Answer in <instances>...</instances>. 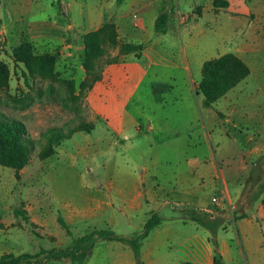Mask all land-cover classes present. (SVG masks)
I'll use <instances>...</instances> for the list:
<instances>
[{
	"label": "crops",
	"instance_id": "obj_1",
	"mask_svg": "<svg viewBox=\"0 0 264 264\" xmlns=\"http://www.w3.org/2000/svg\"><path fill=\"white\" fill-rule=\"evenodd\" d=\"M54 1L2 0L0 13L6 10L8 21L0 30V43L7 39L16 45L30 42L37 52L57 54L60 46L64 51L73 47L65 43L70 29L82 38L111 21L120 41L144 49L140 58L130 53L105 66L85 94L90 113L97 119L92 132L76 133L69 139L75 152L64 143L54 156L42 161L41 168L34 166L37 169L29 183L37 188L20 193V204L29 217L27 224L46 232L48 245L37 253L53 251L41 261L138 264L131 246L88 234L90 230H110L130 238L142 233L150 217L159 214L161 223L141 247L144 264H213L212 234L185 222L184 210L194 209L211 218L225 211L221 219L224 224L228 221L217 236L225 264H264V160H260L264 144L248 137L242 149L235 140L214 150L208 126L212 110L203 109V98L196 91L200 80L195 71L201 73L208 59L197 65L188 55L197 51V35L205 36L210 28H200L199 20L213 14L225 29L236 32L231 52L226 54L238 56L249 66L248 57H258L264 50L262 32L250 21L251 14H263L262 0H226L229 7L217 12L210 0L208 10L198 9L199 16L192 11L176 20L166 6L169 0H124L121 4L118 0H74L68 4V23L54 18ZM64 3L66 0H58L60 7ZM164 11L169 15L167 29L158 33L157 20ZM190 16L192 21L187 24ZM44 82L47 92L53 82ZM160 87L166 89L156 94L155 88ZM235 115L243 121L247 117L243 109L234 106L224 120L229 123ZM100 130L95 138L94 133ZM76 136H85L88 148ZM79 160L85 162L90 176L76 169ZM34 189L43 197L33 196ZM16 191L14 187L3 189L12 201L18 200ZM214 197L226 198V205L215 206ZM14 217L11 224L22 221L27 228L23 219ZM60 217L70 229H85L67 235ZM0 224L7 225L3 215ZM2 248L0 244V257L15 254Z\"/></svg>",
	"mask_w": 264,
	"mask_h": 264
},
{
	"label": "rangeland",
	"instance_id": "obj_2",
	"mask_svg": "<svg viewBox=\"0 0 264 264\" xmlns=\"http://www.w3.org/2000/svg\"><path fill=\"white\" fill-rule=\"evenodd\" d=\"M209 1L169 0L166 6L169 7V11H172L176 20L179 15H189L192 11L196 16H199L198 9L203 8V11L204 9L208 10L207 4ZM74 2V0H66V3L60 7L58 0L54 1L53 5L57 11V16H54V18L57 17L63 22L68 23L69 20L66 17L67 15L70 17L68 4H73ZM168 7L165 8L167 9ZM260 7L263 14L261 16L251 14L250 21L259 26L262 32V46L264 47V0L261 1ZM133 11L132 9L130 10L131 13ZM7 15L8 12L6 10H3V14L0 13V30H3L5 23L8 21ZM191 21L192 17L190 16L187 24ZM110 23L115 26L116 41L111 40L110 32H103L101 34L102 38L99 50L91 57L88 56L85 49V35L82 38L76 36L77 31L75 29L69 30V37L65 42L66 45L70 44L73 47L64 51L63 47L60 46L57 54L37 52L35 46L31 43L37 59L50 58L55 61L52 87H49L47 92L44 91V85L46 87L45 79H41V77L33 73L30 66L17 63L14 60L13 50L21 44L16 45L15 42H10L8 39L0 43V62L8 70L7 83L4 84L0 80V114L22 121L29 132V137L36 142V146L31 149V162L27 168L23 169L22 177L20 172L17 173L12 169L0 166V212L7 224L4 225L5 227L3 226L4 228L0 227V244H2L4 249L13 250L15 254L20 252L34 254L48 245V240L44 237L46 236V232L41 228L27 224V221L22 217H18V220L23 219L27 224V228L21 224L22 221L16 225L11 224V220L15 218V210L17 208L22 209L19 200L22 198L20 193L29 187L37 188V185L31 186L29 183L32 171L37 169L34 166L41 168L42 161L45 160L47 155L50 152L56 153L58 149L49 140L43 139L41 137L42 134L53 128H64L67 133H70L73 129L77 131L76 133H85L82 131L84 128H92L93 130L97 119L93 118L90 113L85 94L92 87V83L102 73L106 65L117 63L122 56L130 54L122 51V45L132 43L120 41L116 24L111 21ZM198 23L200 28L204 29L206 26L210 28L206 29L205 36L203 34L197 35V51H194L195 53L193 51L188 52L190 59H194L198 65L201 59L212 60L218 58L220 55L231 52V45L237 38L235 31L225 29L224 24H221L219 19L216 21L213 14H206ZM116 51L119 52V55H116ZM132 53H135L137 58L142 56V51L136 50ZM71 54L72 56H70ZM259 54L260 56L258 57H248L249 67H251L253 74L251 73L244 82L239 84L225 98H222L212 108H209L212 110V119L211 123H208V126H210V132L213 134L212 145L215 151L217 147L224 148L227 144H233L235 140L239 142L237 144L242 149L248 137L255 138L258 142L264 144V50ZM195 73L196 79L200 80L201 73H197V71ZM84 74L86 75V79L82 80ZM78 91H80L79 95H77ZM39 92L40 94H38ZM200 96L203 98L202 95ZM234 106H239L243 109L247 115L244 121L242 119L238 120L236 115L230 118L231 121L229 123L224 120V117H230L231 109ZM203 109L209 110L204 107ZM82 123L88 125L84 126ZM101 123L105 124L103 121ZM234 125L237 128H233L232 126ZM101 133L102 130L96 131L94 133L95 138ZM76 137L83 147L88 148L85 136ZM64 143L75 152L73 143L70 140H60V145ZM260 160H264V154ZM62 163L63 166H69L67 162ZM76 169L90 176L89 168H87L83 160H79ZM5 187L16 188L15 195L18 200L12 201V198L4 195L3 189ZM33 194V196L43 197L35 189ZM168 213L166 212L165 215H168ZM194 215L196 216L194 209H185L183 212V216L186 218L185 222L197 224V222L193 221ZM198 215L205 221L216 220L224 218L225 211L215 218L206 216L203 212L198 213ZM227 221L228 219H225L224 225H226ZM197 225L203 227L201 224ZM222 227L223 229L225 228L224 226ZM58 228L61 230L62 227L58 225ZM83 229L85 228H78L77 226L74 230L69 228L72 236L74 235L73 232L80 234L83 232ZM50 230L54 232L55 228L52 227ZM106 231L110 233V230ZM97 232V230H90L88 235H94ZM136 235H139V233ZM105 238L99 235L97 237V239L103 240ZM69 246L65 247L68 248ZM65 247L63 248L64 250L66 249ZM72 254L70 253L71 256ZM45 256L43 258H50Z\"/></svg>",
	"mask_w": 264,
	"mask_h": 264
},
{
	"label": "trees",
	"instance_id": "obj_3",
	"mask_svg": "<svg viewBox=\"0 0 264 264\" xmlns=\"http://www.w3.org/2000/svg\"><path fill=\"white\" fill-rule=\"evenodd\" d=\"M2 0H0L1 3ZM124 0H118L121 4ZM253 1V0H250ZM229 2L226 0H214V8L217 12L219 9H227ZM169 15L167 12H162L157 20L156 30L158 33H165L168 25ZM107 23V24H106ZM105 25L97 31L88 33L84 36L85 49L89 57L94 56L99 50L101 34L103 32H110L112 41H116L115 26L106 22ZM143 45L124 44L122 51L132 53L134 51H143ZM13 58L17 63H22L30 66L33 73L37 74L41 79H49L53 81V73L55 71V61L48 58L39 60L35 57L33 45L29 42L21 44L13 50ZM50 59V60H49ZM251 75L249 66L238 56L234 54H226L221 57L208 60L203 64L201 71V79L197 85L196 91L198 95L203 96L202 106L204 108H212L218 101L224 98L230 91L235 89L239 84L244 82ZM0 80L4 84L8 81V70L6 66L0 62ZM166 87L155 88L156 94L162 92ZM84 126L88 124L82 123ZM82 131L91 133L92 128H84ZM76 130H71L67 133L64 128H53L42 134L43 139L49 140L55 147L60 146V140H69ZM36 146V142L29 137V132L25 124L16 119H11L3 114H0V166L12 169L19 173L31 162V149ZM55 152H50L46 158L54 156ZM45 158V159H46ZM194 222L201 224L207 229L213 237V244L215 246V259L213 264H225L223 256L219 251L217 243V236L219 231L224 226V221L221 218L216 220H203L197 210H194ZM16 217H22L29 222V217L23 209L15 210ZM209 216V214L204 213ZM211 217V216H209ZM2 221V214L0 213V223ZM162 221L159 214H154L146 222L142 233L133 237H123L110 231H98L92 236L107 237L105 240L120 241L131 246L135 252L138 264H144L141 260V247L143 242L149 236L153 229H155ZM60 225L66 230L68 235H71L69 226L65 220L59 218ZM3 227V224H0ZM53 251L41 250L39 253L30 254L24 253L21 255L5 254L0 257V264H44L41 258L45 255H51Z\"/></svg>",
	"mask_w": 264,
	"mask_h": 264
},
{
	"label": "built area",
	"instance_id": "obj_4",
	"mask_svg": "<svg viewBox=\"0 0 264 264\" xmlns=\"http://www.w3.org/2000/svg\"><path fill=\"white\" fill-rule=\"evenodd\" d=\"M212 201H213V204L217 207L224 206L227 203V199L226 198L221 199V197L220 198L214 197Z\"/></svg>",
	"mask_w": 264,
	"mask_h": 264
}]
</instances>
